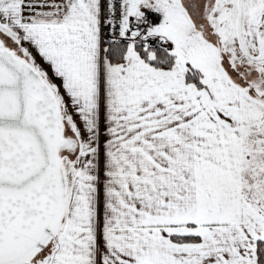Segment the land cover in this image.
<instances>
[{"label": "crops", "instance_id": "obj_1", "mask_svg": "<svg viewBox=\"0 0 264 264\" xmlns=\"http://www.w3.org/2000/svg\"><path fill=\"white\" fill-rule=\"evenodd\" d=\"M39 5L23 23L6 13L12 22H0V32L51 85L79 168L67 180L59 230L35 264H258L264 212L240 194L243 175L255 181L254 161L242 160L250 96L241 103L237 95L236 112L209 115L201 71L200 86L187 81L181 57L160 68L127 44L121 61L109 59L99 0ZM191 235L200 240L174 239Z\"/></svg>", "mask_w": 264, "mask_h": 264}, {"label": "water", "instance_id": "obj_2", "mask_svg": "<svg viewBox=\"0 0 264 264\" xmlns=\"http://www.w3.org/2000/svg\"><path fill=\"white\" fill-rule=\"evenodd\" d=\"M75 149L51 85L0 35V264H33L55 237Z\"/></svg>", "mask_w": 264, "mask_h": 264}, {"label": "rangeland", "instance_id": "obj_3", "mask_svg": "<svg viewBox=\"0 0 264 264\" xmlns=\"http://www.w3.org/2000/svg\"><path fill=\"white\" fill-rule=\"evenodd\" d=\"M39 1L10 0L5 2L0 8V22H4L7 26L12 20L23 23L30 17H38L37 15L40 11ZM149 2H152V0H126V8L127 11L134 12L138 5ZM158 6L163 17L162 23L158 26V34L172 39L175 46L172 53L176 57H181L189 66L201 71V77L205 83L202 99L208 103L203 112L209 115L210 113L217 114L223 112L224 114H229L236 112L237 95L242 103L246 91L243 89L245 81L242 80L244 84L241 85L239 82L242 81L238 73L229 68V66H233V59L221 55L217 51L214 41L209 42L206 40L212 31L210 32L207 27L202 32L197 27L198 25L194 19L196 11L191 8L187 0H160ZM6 13L12 17V20L9 15H5ZM221 23L223 24V34L220 36L222 37V42L232 43L234 39L233 17H225ZM199 32L202 33L200 34ZM8 44L13 46V43L10 41ZM152 52V50H149V54ZM231 86L237 88L238 91L233 90L228 95L229 89L226 88ZM218 95L221 96L222 101ZM240 113H244L242 105L240 106ZM245 113H253L251 115L253 124L249 127L251 132H248V137L245 136V151L247 153L242 160L244 161L246 157L252 158L256 170L252 174V178H255V181H251L250 178L243 175V182L241 181L240 183V194L242 197L244 195L246 199L251 198L254 204L259 206L262 212H264V101L253 102V106H250V109L246 110ZM68 128V125L65 123L66 133L71 134ZM76 150L73 153H64L62 155L66 181L69 179V182H71L79 168L76 166ZM213 198L215 197L212 196L211 199L213 200ZM211 203H213V206L216 205L214 201ZM227 204L235 205V203ZM54 238L34 257L32 263L43 257L50 248Z\"/></svg>", "mask_w": 264, "mask_h": 264}, {"label": "flooded vegetation", "instance_id": "obj_4", "mask_svg": "<svg viewBox=\"0 0 264 264\" xmlns=\"http://www.w3.org/2000/svg\"><path fill=\"white\" fill-rule=\"evenodd\" d=\"M187 1L196 11L197 27L202 32L207 27L212 31L206 40L214 41L221 55L233 59V66L229 68L238 73L241 81H245V93L254 103L264 101V0ZM152 3L158 6L160 0H152ZM225 17H233L232 43H223L220 37L223 34L221 21ZM239 83L244 84L243 81Z\"/></svg>", "mask_w": 264, "mask_h": 264}, {"label": "built area", "instance_id": "obj_5", "mask_svg": "<svg viewBox=\"0 0 264 264\" xmlns=\"http://www.w3.org/2000/svg\"><path fill=\"white\" fill-rule=\"evenodd\" d=\"M161 23V13L152 5H140L136 14L127 17L125 0H99L98 31L103 42L172 51V41L157 33Z\"/></svg>", "mask_w": 264, "mask_h": 264}, {"label": "trees", "instance_id": "obj_6", "mask_svg": "<svg viewBox=\"0 0 264 264\" xmlns=\"http://www.w3.org/2000/svg\"><path fill=\"white\" fill-rule=\"evenodd\" d=\"M13 45V44H12ZM106 46V53L109 59L113 62H119L123 59V55L126 49L125 45H113L108 42H104ZM17 50L18 54L23 55L28 61H30L29 56L22 50L18 45L12 46ZM140 56L151 63L152 65L160 68H171L175 62V54L171 52H166L162 50H152L153 52L149 54V49L136 47ZM200 73L198 69H195L191 66H188L185 78L187 81L193 82L196 86L201 85ZM177 241H190L195 242L199 241L200 237L196 235L191 236H176L174 237ZM40 260V259H38ZM256 260L258 264H264V240L260 239L256 242Z\"/></svg>", "mask_w": 264, "mask_h": 264}, {"label": "bare ground", "instance_id": "obj_7", "mask_svg": "<svg viewBox=\"0 0 264 264\" xmlns=\"http://www.w3.org/2000/svg\"><path fill=\"white\" fill-rule=\"evenodd\" d=\"M127 44H131L130 42H128V43H121V44H117V43H115V44H113V45H127Z\"/></svg>", "mask_w": 264, "mask_h": 264}]
</instances>
